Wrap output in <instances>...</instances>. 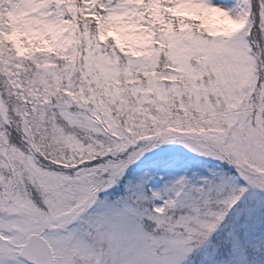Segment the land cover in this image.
Here are the masks:
<instances>
[{"label": "snow or ice", "instance_id": "obj_1", "mask_svg": "<svg viewBox=\"0 0 264 264\" xmlns=\"http://www.w3.org/2000/svg\"><path fill=\"white\" fill-rule=\"evenodd\" d=\"M0 264H264V0H0Z\"/></svg>", "mask_w": 264, "mask_h": 264}]
</instances>
